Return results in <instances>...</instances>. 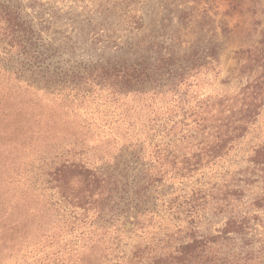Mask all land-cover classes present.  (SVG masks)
I'll list each match as a JSON object with an SVG mask.
<instances>
[{"label": "trees", "instance_id": "trees-1", "mask_svg": "<svg viewBox=\"0 0 264 264\" xmlns=\"http://www.w3.org/2000/svg\"><path fill=\"white\" fill-rule=\"evenodd\" d=\"M41 32L0 0V74L62 102L45 126L54 150L42 153L40 206L28 209L36 237L7 229L21 264H264V142L246 168L205 174L257 130L264 30L236 52L244 83L222 81L214 96L201 87L220 75L215 46L149 43L77 64Z\"/></svg>", "mask_w": 264, "mask_h": 264}, {"label": "rangeland", "instance_id": "rangeland-1", "mask_svg": "<svg viewBox=\"0 0 264 264\" xmlns=\"http://www.w3.org/2000/svg\"><path fill=\"white\" fill-rule=\"evenodd\" d=\"M13 1L42 31L44 41L67 50L65 59L77 64L133 58L149 43L172 49L215 46L220 75L208 77L201 87V93L210 96L226 89L222 81L229 80L231 91L244 83L236 52L256 45L264 30V0ZM135 16L141 17L137 24L132 23ZM61 104L0 74V264H21L19 247L11 248L17 242L11 239L9 227L20 223L21 234L36 237L37 220L32 222L28 209L40 206L41 158L47 159L42 153L54 150L53 136L45 126L59 123L56 118L62 115H54ZM249 140L241 151L206 171L210 181L221 173L246 168L250 147L264 142V110ZM25 261L31 259L26 256Z\"/></svg>", "mask_w": 264, "mask_h": 264}]
</instances>
